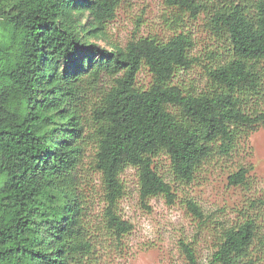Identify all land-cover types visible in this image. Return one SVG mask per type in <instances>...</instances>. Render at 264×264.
Here are the masks:
<instances>
[{"label":"trees","instance_id":"1","mask_svg":"<svg viewBox=\"0 0 264 264\" xmlns=\"http://www.w3.org/2000/svg\"><path fill=\"white\" fill-rule=\"evenodd\" d=\"M169 1L194 17L206 7L200 0ZM211 1L219 2L212 22L228 36L231 57L209 67L208 90L190 92L174 81L195 62L190 33L107 49L93 40H108L121 0H0V264L92 263L88 198L78 172L88 96L95 97L94 168L104 221L118 240L134 228L119 214L128 167L137 170L143 201L164 195L174 203L156 158L166 155L174 177L189 183L216 148L230 154L240 131L259 123L242 97L259 94L264 80V0ZM144 68L152 75L148 88L138 85ZM246 178L243 168L230 182ZM187 206L205 218L194 201ZM256 230L254 220L224 227L205 264H256ZM181 248L189 264H199L191 244L182 241Z\"/></svg>","mask_w":264,"mask_h":264},{"label":"rangeland","instance_id":"2","mask_svg":"<svg viewBox=\"0 0 264 264\" xmlns=\"http://www.w3.org/2000/svg\"><path fill=\"white\" fill-rule=\"evenodd\" d=\"M200 1L206 7L194 17L190 10L169 0H121L116 18L108 24V40L93 42L111 49V43L125 47L129 41L141 37L167 41L180 32L190 33L195 43L190 55L195 62L190 69L181 70L174 81L190 92L208 90L209 67L230 58L231 45L228 36L218 32L212 22L219 2ZM245 4L250 6L251 0ZM108 81L103 86L111 82ZM151 82L152 75L144 68L138 76V85L148 88ZM94 100L92 95L84 99L88 109L87 145L78 171L88 198L86 220L95 246L91 264H189L181 248L182 241L191 244L199 264H205L222 229L247 220H254L257 225L253 259L256 264H264V80L259 94L251 92L242 97L246 113L259 118V123L240 131L230 154L224 155L216 148L199 167L193 181L176 179L166 155L156 158V169L173 186L174 203L168 202L164 195L143 201L137 170L128 167L123 172L126 194L120 200L119 214L134 228L121 240L108 230L104 221L101 174L94 168L97 146L91 123ZM243 168L247 170L246 181L232 184L230 176ZM188 200L198 204L205 215L203 220L188 209Z\"/></svg>","mask_w":264,"mask_h":264}]
</instances>
